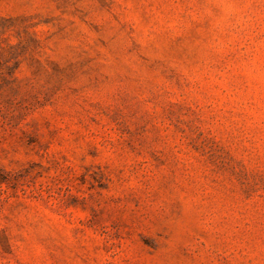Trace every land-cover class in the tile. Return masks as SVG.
<instances>
[{
  "label": "rangeland",
  "instance_id": "1",
  "mask_svg": "<svg viewBox=\"0 0 264 264\" xmlns=\"http://www.w3.org/2000/svg\"><path fill=\"white\" fill-rule=\"evenodd\" d=\"M0 264H264V0H0Z\"/></svg>",
  "mask_w": 264,
  "mask_h": 264
}]
</instances>
